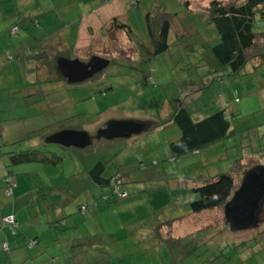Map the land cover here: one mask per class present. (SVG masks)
Segmentation results:
<instances>
[{"label": "rangeland", "instance_id": "374dc122", "mask_svg": "<svg viewBox=\"0 0 264 264\" xmlns=\"http://www.w3.org/2000/svg\"><path fill=\"white\" fill-rule=\"evenodd\" d=\"M187 1L0 0V64L5 60L9 71L0 79V264L264 262V242L254 240L264 239V204L258 225L239 231L227 227L222 207L196 214L189 209L198 197L193 188L231 174L236 161L242 159L243 168L234 174L236 188L245 170L264 167V65L252 69L249 62L239 75L208 74L214 67L207 45L216 40L198 9L210 0H190L191 8ZM162 13L169 14L172 29L167 50L156 53L146 15L158 22ZM113 17L130 33L114 30ZM88 21L101 28L77 48ZM253 31L264 32L259 15ZM94 55L109 64L80 83L67 82L57 70L60 58ZM180 107L195 121L224 110L235 133L174 159L169 142L180 131L170 120ZM112 120L142 123L144 129L99 149L106 141L95 137ZM62 130H84L92 143L78 149L48 142ZM36 145L60 156L57 165H10L9 153ZM98 162L103 177L127 175L121 188L126 198L115 196L114 186L91 183L87 172ZM11 215L13 232L5 221ZM180 216L170 230L180 237L179 246L169 250L153 239V226ZM220 230L221 238L209 233ZM32 239L36 245L30 246Z\"/></svg>", "mask_w": 264, "mask_h": 264}, {"label": "trees", "instance_id": "16d2710c", "mask_svg": "<svg viewBox=\"0 0 264 264\" xmlns=\"http://www.w3.org/2000/svg\"><path fill=\"white\" fill-rule=\"evenodd\" d=\"M186 3L188 8H191L192 1L189 0ZM199 8L200 10L198 9V11L202 14L205 22L214 27L213 34L214 40H216L214 45H207V51L213 61L211 67H214V69L211 68L212 70L208 74L214 73L218 75L220 73L218 77H221L223 74L239 75L249 62L252 69H257L259 66L264 65V32L257 33L253 31L256 17L259 15L260 18H264V0H210L208 4H204ZM146 18L148 32L153 41L155 52L162 53L166 51L168 48V34L172 29V19L169 14L162 13L158 22L154 19V16L152 17L149 14L146 15ZM151 20L152 22L150 23ZM110 24L114 30L127 31V34L130 33L127 24L121 22L118 17L111 18ZM14 27L18 30V26ZM33 55L28 54L27 57L36 60V54ZM40 55L38 54V56ZM234 116L236 114H232V117ZM170 124L175 125L180 131L179 137L169 142V150L174 159L190 152H198L201 148L235 133L231 129L230 121L226 117L224 110L217 111L199 121H195L185 108L180 107L173 114ZM113 140H105L106 144H100L101 146H98L99 149L108 147L110 145L108 143H111ZM9 154H12L8 159L10 165L13 166L29 162L57 165L61 159L54 151L36 149V147L24 152H12ZM241 160L236 161L234 166L232 165L231 174L220 173L199 187L193 188V192L198 197L189 203L191 213L196 214L203 211H211L220 207L223 210V207L231 199L233 193L239 188V186L237 188L235 186L234 174L243 169L240 163ZM103 171V163L98 162L88 170L87 177L91 183L99 187L114 186L112 193L119 199L126 198L128 194L124 190L121 192V188L128 182L127 175L116 172L109 175V177H103ZM247 171L243 172L242 179ZM9 173L7 171V174L3 176L6 194H9V191L13 193V183L12 179L8 176ZM103 197L105 200L109 199L108 195ZM80 210L83 211L85 208L82 207ZM7 217H12L14 220L13 224L6 222L11 232H13V228L17 226V222L12 215ZM182 218L183 216H180L157 223L153 226V230H155L153 239L165 242L169 250L179 246L180 237H173L170 230L172 224L177 220H182ZM165 229H168V232H165ZM209 233L214 234L217 238H221L224 231L220 230V232L214 233L209 231ZM209 240L212 239L209 238ZM254 240L257 243L261 242L260 244L264 242V239L259 241L257 236ZM246 243H248L247 240L242 241L240 245H245ZM3 245L9 249L7 243L4 242ZM33 245H36L34 239L30 242V246ZM261 264H264V262Z\"/></svg>", "mask_w": 264, "mask_h": 264}, {"label": "water", "instance_id": "95a60500", "mask_svg": "<svg viewBox=\"0 0 264 264\" xmlns=\"http://www.w3.org/2000/svg\"><path fill=\"white\" fill-rule=\"evenodd\" d=\"M109 64L107 59L92 56L84 63L77 59L60 58L57 70L67 82L80 83L100 72ZM144 129V124L130 120H112L100 129L96 139H125ZM60 147L83 149L91 145L92 137L84 130H62L49 141ZM264 204V167L255 166L245 172L239 188L223 207L224 220L230 230L239 231L258 225V213Z\"/></svg>", "mask_w": 264, "mask_h": 264}, {"label": "crops", "instance_id": "0c3cea01", "mask_svg": "<svg viewBox=\"0 0 264 264\" xmlns=\"http://www.w3.org/2000/svg\"><path fill=\"white\" fill-rule=\"evenodd\" d=\"M95 25V24H94ZM95 28H97V27H95ZM95 28L93 27V25H92V21H88L86 24H84L83 26H82V28H81V36H80V41H78L77 42V48L79 47V48H82L83 46V43L84 42H87L88 40H89V38L90 39H92L93 37H94V35H96V31L97 30H95ZM98 28H101V27H98ZM97 28V29H98ZM94 34V35H93ZM13 47V46H12ZM27 49H25L24 51L22 50V49H18V53L19 54H22V56H25V55H28L29 53H28V50L26 51ZM25 51H26V53H25ZM95 56V55H94ZM28 61V60H27ZM34 62H36V61H34V60H31V61H28V63H30V65H32V63L34 64ZM11 63H13V61L11 62ZM8 63L4 60L3 61V63H1L0 64V66L3 68L1 71H0V79H5V77L7 76V73L9 72L8 70H7V68H8V65H7ZM4 65V66H3ZM28 66H29V64H27ZM6 67V68H5ZM6 69V71H4ZM31 70V75H33L34 74V72H36V71H38V68H34V69H30ZM33 70V71H32ZM35 76V75H34ZM34 147H37V145L36 146H34ZM13 170H14V168H13ZM0 187H1V182H0Z\"/></svg>", "mask_w": 264, "mask_h": 264}, {"label": "built area", "instance_id": "2783aa9c", "mask_svg": "<svg viewBox=\"0 0 264 264\" xmlns=\"http://www.w3.org/2000/svg\"><path fill=\"white\" fill-rule=\"evenodd\" d=\"M13 31H17V28L14 27V28L12 29V32H13ZM5 221H6L7 223H10V224H13V223H14V220H13L12 217H7V218H5Z\"/></svg>", "mask_w": 264, "mask_h": 264}, {"label": "flooded vegetation", "instance_id": "af4514ba", "mask_svg": "<svg viewBox=\"0 0 264 264\" xmlns=\"http://www.w3.org/2000/svg\"><path fill=\"white\" fill-rule=\"evenodd\" d=\"M99 57H102V58L106 59V58H105V57H103V56H99ZM88 60H89V59H88ZM88 60L81 61V62H84V63H86V62H88Z\"/></svg>", "mask_w": 264, "mask_h": 264}]
</instances>
